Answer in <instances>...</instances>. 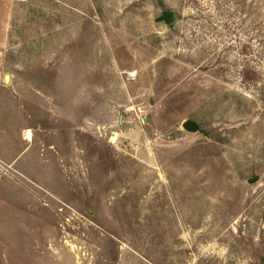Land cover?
<instances>
[{
  "label": "rangeland",
  "instance_id": "obj_1",
  "mask_svg": "<svg viewBox=\"0 0 264 264\" xmlns=\"http://www.w3.org/2000/svg\"><path fill=\"white\" fill-rule=\"evenodd\" d=\"M0 264H264V0H0Z\"/></svg>",
  "mask_w": 264,
  "mask_h": 264
},
{
  "label": "water",
  "instance_id": "obj_2",
  "mask_svg": "<svg viewBox=\"0 0 264 264\" xmlns=\"http://www.w3.org/2000/svg\"><path fill=\"white\" fill-rule=\"evenodd\" d=\"M159 20H167V21H170L173 19V11L170 10V11H167L165 12L164 14L160 15L158 17ZM7 79H8V76H7ZM184 127L189 129V130H192V131H195L198 129L197 125H195L192 121L190 120H186L184 121L183 123Z\"/></svg>",
  "mask_w": 264,
  "mask_h": 264
}]
</instances>
